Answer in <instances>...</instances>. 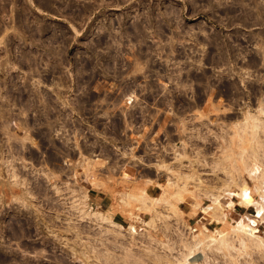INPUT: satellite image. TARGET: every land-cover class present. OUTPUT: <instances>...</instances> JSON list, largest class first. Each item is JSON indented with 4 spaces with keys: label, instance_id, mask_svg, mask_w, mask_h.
Returning a JSON list of instances; mask_svg holds the SVG:
<instances>
[{
    "label": "rangeland",
    "instance_id": "1",
    "mask_svg": "<svg viewBox=\"0 0 264 264\" xmlns=\"http://www.w3.org/2000/svg\"><path fill=\"white\" fill-rule=\"evenodd\" d=\"M218 1L248 3L255 21L246 16L227 21L220 12L218 16L198 7L199 0H0V264H155L157 255L172 264L196 260L198 264H264V245H253L251 231L230 234L232 246L227 250L213 247L212 251L205 244L210 231L229 228L230 232L232 227L227 225H237V215L250 230L260 232L264 243V210L259 204L251 206L255 201L264 203L258 187L264 178L254 180L252 173L260 168L257 174L264 172V161L255 164L250 158L253 154L264 158V136L260 144L252 130H239L247 114L264 121L259 112L264 105V39L253 47H246L245 40L248 27L264 26V0ZM164 10L170 12L171 22L158 33L153 22L156 17L164 19ZM248 50H252V65L246 60ZM119 54L134 57V65L123 64L127 70L122 73L209 77V96L202 107L186 115V121L166 114L173 123L180 121L178 128L161 125L151 130L141 122L133 143L121 144V139L133 137L129 128L120 137L108 132L104 138L100 103L88 113L73 108L74 76L104 74L105 59H111L108 73L117 74L120 66L112 60ZM184 83L187 86L180 92L181 82H160L167 92L164 97L173 105L156 109L157 113L171 112L178 100L194 103L199 98V82ZM112 91L109 88L108 93ZM115 106L107 108L112 119ZM151 133L153 142L148 138ZM74 139L77 144H71ZM81 141L88 150L80 149ZM143 142L149 145L145 151ZM81 153L86 156L79 163ZM77 162V169L81 167L88 176L75 189L71 169ZM190 162L198 170L199 184L193 187L197 200L186 192L176 200L174 192L193 170ZM226 165L240 181V189L246 182L250 204L240 201L239 190L238 196H232L237 215L229 213L226 222H206L204 210L217 204L200 190L226 195L225 184L231 180ZM170 180L177 186L165 187L164 198L159 185ZM143 189L151 197L146 205L161 210L162 217L153 220V226L138 219L151 217L140 209ZM155 199L159 201L153 205ZM79 209H90L93 215ZM96 211H103L105 219ZM111 221L124 228H114ZM131 225L137 229L135 236L128 230ZM199 242L202 245L193 248L197 252L184 245L194 247ZM198 249H203L202 255L185 262V255H196ZM161 264L169 262L164 259Z\"/></svg>",
    "mask_w": 264,
    "mask_h": 264
},
{
    "label": "flooded vegetation",
    "instance_id": "2",
    "mask_svg": "<svg viewBox=\"0 0 264 264\" xmlns=\"http://www.w3.org/2000/svg\"><path fill=\"white\" fill-rule=\"evenodd\" d=\"M198 7H201L203 10L209 12H215L216 15L220 16L219 12L223 14L225 19L235 20V19H242L243 16H246V19H252L250 15H253V11L251 9L253 7L248 6V3L245 5L240 4H224L219 3L218 0H199ZM247 2L250 1L248 0ZM211 3V4H210ZM246 6V7H245ZM163 13H167L164 15V19L162 20L161 17H156L158 20L157 22H153V26L156 25V32L160 33L161 31L165 32L168 28L166 24H169L171 21L170 12L164 10ZM154 19V18H153ZM162 21H161V20ZM253 20V19H252ZM255 21V20H253ZM227 23V22H226ZM152 24V19H151ZM248 33L245 35V40L248 43L246 47L250 46L253 47L252 44L256 43L257 41L264 39V26H250L246 29ZM211 48H214L212 46ZM249 52V53H248ZM247 52V63L252 65V58L251 52L252 50H248ZM110 52H107V56H109ZM132 53V52H131ZM211 53V51H210ZM123 55V54H122ZM112 55L110 54V57ZM262 57V56H260ZM103 71L104 74H79L75 75V86H76V97L72 98V102L75 108V111H83V113L92 112L93 105L100 103L101 105V122L100 126L102 129L103 137L107 138L108 132L115 134L117 137L122 136V131L124 129L129 128L131 131L133 130V137L137 139L139 137V129L141 126V122L147 128L154 130L161 125L166 127L167 129H171L172 127L178 128V124L181 119H185L188 113L195 112V108L202 107V104L205 103V98L209 96V82L211 81L208 78H205L204 75H196V76H181V77H161L149 74L144 76H139L137 74H126L122 73L123 71L127 70L122 68L123 64L134 65V57L133 54H128L126 57H121L120 54L117 59L113 61V64H118L120 66L118 68L117 74H109L111 68H109L111 59L103 60ZM250 71H253L250 69ZM179 79V80H176ZM263 79V78H261ZM113 80V81H112ZM178 81L181 82L180 92L182 88L187 86L186 83L188 81H198L199 84V94L197 95L199 98L196 101L192 100H178L176 102V106H171L170 111H163L164 113H157L156 109L164 110L161 107H169L173 105L171 100L165 98L163 93H167L162 90L161 81ZM193 86V85H191ZM109 88H114L112 93L109 92ZM214 97L218 98L219 91L218 89H214ZM162 92V93H161ZM181 95V94H180ZM184 99V98H183ZM172 103V104H171ZM108 105L115 106L116 108V117L115 119L110 116L108 117ZM113 108V107H112ZM73 111V112H75ZM171 115L174 118L179 119L180 121L177 123H173L170 121V118L167 115ZM75 117V116H74ZM74 117H71V125L74 126ZM80 117V116H79ZM73 118V120H72ZM109 118L112 119L109 122ZM157 125V126H156ZM71 127V128H72ZM81 131L85 132V130L80 129ZM115 131V132H112ZM117 131V132H116ZM149 134V133H148ZM149 140L152 141L154 138V134L151 133L148 135ZM116 139V138H115ZM142 149L145 151V148H148V143H142ZM140 151V148L137 152ZM154 153V151H152Z\"/></svg>",
    "mask_w": 264,
    "mask_h": 264
},
{
    "label": "bare ground",
    "instance_id": "3",
    "mask_svg": "<svg viewBox=\"0 0 264 264\" xmlns=\"http://www.w3.org/2000/svg\"><path fill=\"white\" fill-rule=\"evenodd\" d=\"M260 111V113H261V115H263L264 116V105H262V107H260V109H259ZM239 126V125H238ZM242 130L243 132L242 133H244V132H249V130H252L254 133H252L253 135H254V137H253V139L256 137V139H259L258 141H260L262 138H263V136H264V121L259 117V116H255V115H253V114H247L246 115V117L244 118V122L239 126V130ZM251 133V132H250ZM263 142L262 141H260V144H262ZM259 144V145H260ZM261 146V145H260ZM259 146V147H260ZM262 147H263V145H262ZM255 148V147H254ZM261 148V147H260ZM261 150V149H260ZM252 151H253V149H252ZM260 153V152H259ZM262 153V152H261ZM260 153V154H261ZM263 155H264V153H263ZM177 157H178V154L176 155ZM180 156V155H179ZM258 156H260L259 154H258ZM252 160H253V162H255V164H258V162H259V164L261 163V161L263 162L264 161V158H262V156L259 158V157H257L256 155H252L251 157H250ZM259 158V159H258ZM230 159V158H229ZM94 163V162H93ZM93 163L92 162H90L89 164H88V166L89 167H92L93 166ZM253 164V163H252ZM262 164V166L264 165V162L263 163H261ZM194 165V162H190V167L191 168H193V170H191V174L189 173L188 175H185V177H184V179H183V187L181 188H179L178 190H177V192L175 193L174 192V196H175V198H176V200L178 199V200H180V198H181V200H182V197H183V195H185V192L186 193H189V194H191L192 196H193V193H195L194 192V190H193V187H196V186H194V184L196 183H198L199 184V178L197 177L196 178V172L198 171L197 170V168L196 167H194L193 166ZM217 165H221V163H219V164H217ZM227 166V165H226ZM233 166V165H232ZM251 166V165H250ZM260 166V165H259ZM259 166H256L257 168L259 167ZM160 167H163L162 165H160ZM216 167V166H215ZM164 168H166V169H168L169 171L171 170L172 171V168H170V167H168L167 165L166 166H164ZM212 168H213V166H212ZM228 166L225 168L226 169V171H227V175H228V177H229V179H231V180H229V181H227L226 182V184H225V186L227 187L226 188V195H217V194H215V192H214V194L213 193H209V192H203V191H201L200 190V194L202 195L203 194V196H205V197H208V199L210 200V201H212L213 203H216L217 205L215 206V208L213 207H211L210 209H207V210H204L205 212V216L203 217V219H204V221L206 220V222L207 221H211V220H216V219H220L222 222L224 221V222H226L227 221V218H228V216H229V213H231L232 212V214L234 213V214H236L237 215V213H236V209L232 206L233 205V203H234V198L232 197L235 193H237V196H238V192L237 191H239L240 193H241V195H240V197H241V199H240V201L242 200H245V201H243L244 202V204H250V202H246L247 200H246V196H247V194H248V187L246 186V182H245V184H243L242 186H243V188H239V185H241V184H239L240 183V181L237 179V177H236V179L234 178L235 177V175H232V173L231 172H228ZM253 170H255L254 168H253ZM262 169L260 168V170L259 171H261ZM217 171V170H216ZM230 171V170H229ZM256 171H258V170H255V171H252V173L254 174V176H253V174H252V176H253V179L254 180H256L257 178H258V180H262L263 178H264V172H261L260 174H257L258 172H256ZM249 173H250V175H251V171L249 170ZM256 173V174H255ZM232 175V176H231ZM255 175H257V176H255ZM230 176H231V178H230ZM239 181V183H238V181ZM264 180V179H263ZM262 180V181H263ZM262 181H261V183H259V191H260V189H261V191L259 192V193H261V195L262 194H264V185H262L263 183H262ZM181 182V181H180ZM243 182H244V180H243ZM176 184V185H175ZM160 186V187H159ZM158 187L161 189V187H162V191L160 192V196H163L164 198H167L166 197V192L164 191V188L165 187H168L169 188V190H170V188H173V187H176L177 186V183H175V182H173V181H166V183L164 184V185H159ZM198 186H201V184L200 185H198ZM198 186H197V188L196 189H198ZM241 187V186H240ZM238 189V190H236V189ZM212 191V190H211ZM143 192H144V189H143ZM173 192V191H172ZM203 192V193H202ZM225 193V192H224ZM258 193V194H259ZM188 194V195H189ZM257 194V195H258ZM165 195V196H164ZM188 195H187V197H188ZM201 195H199V197H202ZM191 196V197H192ZM259 196H260V194H259ZM251 197V196H250ZM263 197H264V195H263ZM141 202H143V206L140 208L141 209V211H143V213H146V214H149L151 217L149 218V220H144V218H142V216H138V219L140 220V219H142V221L143 222H145V223H147V224H151L152 226L153 225H155L154 224V222H155V219L156 218H159L160 216H161V210H160V212H159V209L157 210L156 209V207L154 208V207H152V205L151 206H149V205H146V201H148L151 197H150V195L148 194V192H147V190L145 189V192H144V194L142 193V196H141ZM245 198V199H244ZM248 198V197H247ZM154 199V198H153ZM170 199H171V197H170ZM192 199H195V200H197V196H193V198ZM249 199H251V198H249ZM262 199V197L260 198V200ZM156 200V201H155ZM155 200H153V202H151V203H153V205H156L155 203H157V200L159 201V199H155ZM165 200V199H164ZM194 200V201H195ZM223 200H226V202H223ZM124 201V203H126L127 204V201L124 199L123 200ZM152 201V200H151ZM155 201V202H154ZM169 201V200H168ZM251 201V200H250ZM167 202V201H166ZM168 203H170V201L168 202ZM189 203H191L190 201H189ZM188 203V204H189ZM239 203V202H238ZM193 204H194V202H192V206H193ZM241 204V203H240ZM243 204V203H242ZM248 204V205H249ZM256 204H259V206L261 207V209H263L264 210V203H263V201L262 202H260V201H255V202H253L252 204H251V206H253V205H255L256 206ZM195 205H197V206H195ZM200 205H202V204H200ZM194 207H200V206H198V203H195L194 204ZM175 208V207H174ZM173 208V209H174ZM117 209V208H116ZM258 209V208H257ZM89 210L90 209H86V210H82V209H79V211L80 212H83V214L85 213L86 215H93V211H90L89 212ZM118 210V209H117ZM260 210V209H259ZM175 211V210H174ZM260 211H262V210H260ZM260 211L258 212L259 214H260ZM176 212V211H175ZM95 214H99L101 217H102V219H105L104 218V214L105 213H103V211H99V212H97L96 211V213ZM94 214V215H95ZM259 216H261V215H259ZM162 217V216H161ZM222 217V218H221ZM241 217L242 216H240V215H237V216H235V222L237 223V225L235 224V226H231V225H227V227L228 226H230V228L232 227V229L230 230V232H228L229 231V228H227V229H223L222 231H218V232H215V231H210L205 225H204V228L206 229V230H209L210 231V234H208V242L207 243H205V244H207V247L210 249V250H221L222 248H226V250H227V248L229 249L232 245V242L230 243V239H231V237H229V236H231L230 234H232V233H235V234H238V235H240V234H243V233H247L248 234V232L249 231H251L250 232V234H249V237L253 240V242H255V244H253V242H250V243H252L253 245H256V247H258V248H260V247H263L262 245H264V243L262 242V238H259L260 237V232H258L257 230H250L249 228L251 227L247 222H246V220L243 218V219H241ZM244 217V216H243ZM229 218H230V216H229ZM262 218V217H261ZM153 220H154V222H153ZM217 220V221H218ZM250 220V219H249ZM216 221V222H217ZM251 221V220H250ZM219 222V221H218ZM109 223H111V225L112 226H114V228H115V226H119L120 228H124V226L123 225H121V224H119V223H117L116 221H111V222H109ZM156 223V222H155ZM262 223V222H261ZM227 224H229L228 222H227ZM249 229V230H248ZM112 230H113V227H112ZM128 230H129V232H130V234H133L134 235V232L137 230L136 228H134L132 225L128 228ZM114 231V230H113ZM116 231V230H115ZM114 231V232H115ZM118 233V232H117ZM135 234H136V232H135ZM118 235H120V233H118ZM124 235V234H123ZM135 236V235H134ZM248 236V235H247ZM246 238H248V237H246ZM250 238H248V240L250 239ZM247 240V241H248ZM243 242V241H242ZM200 243V242H199ZM217 243V244H216ZM244 243H245V240H244ZM124 244V243H123ZM215 244H216V246H215ZM164 245L165 246H168V247H170V245H169V243L167 244V243H164ZM186 247H188L189 248V250H191V251H195L196 250V248L198 247L199 248V245L201 246L202 244L200 243V244H196V246H192L191 247V244H184ZM195 245V244H194ZM252 246V245H251ZM213 247H215V249H213ZM150 248H151V246H150ZM193 248H195V250L193 249ZM204 249V248H203ZM202 249V250H203ZM206 249V248H205ZM199 251V253H197L195 256L192 254V255H189V256H187V255H185L186 256V261L185 262H188V260H192V261H194L193 259H188V258H194V259H196V257H199V256H201L202 255V253H201V249H198ZM195 252H197V251H195ZM152 254V253H151ZM127 257H132L131 255L130 256H127ZM139 257H141V256H139ZM133 258V257H132ZM142 258V257H141ZM149 258V257H148ZM127 259V258H126ZM126 259H124V261H126ZM129 259V258H128ZM127 259V260H128ZM150 259L151 260H154V263L155 264H161V263H163V261H164V259H166V261H168L169 262V264H172L171 263V261L170 260H167V258H164V257H161V256H158L157 255V257H155L154 259H153V256H151L150 257ZM119 260V259H118ZM123 260V259H122ZM130 260V259H129ZM123 261V262H124ZM197 261V260H196ZM196 261H194V264L196 263V264H198ZM130 262V261H129ZM125 263V262H124ZM192 263V262H191ZM114 264H116V263H114ZM123 264V263H122ZM129 264H131V262L129 263Z\"/></svg>",
    "mask_w": 264,
    "mask_h": 264
},
{
    "label": "built area",
    "instance_id": "4",
    "mask_svg": "<svg viewBox=\"0 0 264 264\" xmlns=\"http://www.w3.org/2000/svg\"><path fill=\"white\" fill-rule=\"evenodd\" d=\"M141 127V126H140ZM72 128H73V130H72ZM71 128V130H72V138H75V132H74V128H75V126H73ZM133 138V141H131V139ZM82 140H84V139H82ZM122 141H121V144H128V143H133L134 142V140H135V138L134 137H132V136H129V138L128 139H121ZM81 142H83V141H81ZM79 143V145H80V149H82L83 151L84 150H88L87 148H86V144H84L85 142H83V143ZM73 143H75V139L72 141V143L71 144H73ZM75 144H77V143H75ZM85 145V147H84V145ZM137 144L139 145V141L137 142ZM73 146V145H72ZM73 147H78L77 145L75 146H73ZM84 147V148H83ZM104 148L106 149V147H105V145H104ZM138 149V147H136V149L135 150H137ZM73 150V149H72ZM78 150V149H77ZM82 150H79L80 152H82ZM105 151V150H104ZM137 152V151H136ZM135 152V153H136ZM83 156H86V155H82V153H81V156H80V158H78L79 159V163H82V160H84V157ZM120 156V155H119ZM75 163V165L72 167V169H71V188H81L82 186H81V181H83V177H85L86 178V172L83 170V169H81V167L79 168V169H77V167H78V164L79 163ZM108 167V165H105V169ZM75 170H76V172H75ZM107 170V169H106ZM76 175V178L74 177ZM88 176V175H87Z\"/></svg>",
    "mask_w": 264,
    "mask_h": 264
}]
</instances>
